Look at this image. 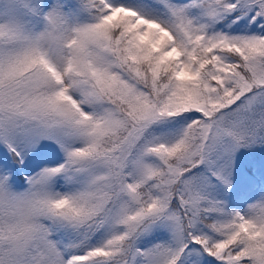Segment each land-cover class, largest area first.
<instances>
[{
  "label": "snow or ice",
  "instance_id": "6c2138e0",
  "mask_svg": "<svg viewBox=\"0 0 264 264\" xmlns=\"http://www.w3.org/2000/svg\"><path fill=\"white\" fill-rule=\"evenodd\" d=\"M0 264H264V0H0Z\"/></svg>",
  "mask_w": 264,
  "mask_h": 264
},
{
  "label": "rangeland",
  "instance_id": "374dc122",
  "mask_svg": "<svg viewBox=\"0 0 264 264\" xmlns=\"http://www.w3.org/2000/svg\"><path fill=\"white\" fill-rule=\"evenodd\" d=\"M243 151V150H242ZM239 155V154H238Z\"/></svg>",
  "mask_w": 264,
  "mask_h": 264
}]
</instances>
